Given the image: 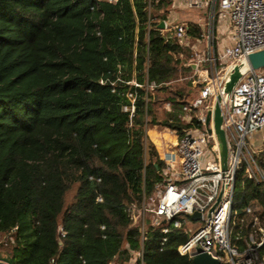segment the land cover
Here are the masks:
<instances>
[{
    "label": "trees",
    "instance_id": "trees-1",
    "mask_svg": "<svg viewBox=\"0 0 264 264\" xmlns=\"http://www.w3.org/2000/svg\"><path fill=\"white\" fill-rule=\"evenodd\" d=\"M170 5L154 3L152 18L165 19ZM147 7V0H0V251L13 264H123L135 255L141 264L142 252L143 264H193L178 251L189 236L174 221L151 223L143 234L128 209L167 183L147 129L181 136L203 127L181 117L192 94L191 50L159 22L149 29ZM202 34L188 26L191 39ZM146 83L156 87L147 91ZM128 91L137 93L132 118ZM164 103L171 111L160 117ZM253 157L264 173V152ZM245 171L244 164L230 223L240 250L252 230L245 209L257 208L264 221V179Z\"/></svg>",
    "mask_w": 264,
    "mask_h": 264
},
{
    "label": "built area",
    "instance_id": "built-area-1",
    "mask_svg": "<svg viewBox=\"0 0 264 264\" xmlns=\"http://www.w3.org/2000/svg\"><path fill=\"white\" fill-rule=\"evenodd\" d=\"M104 1L116 4L120 0ZM160 1L147 0L148 28L153 21L159 22L158 28L163 34L173 32L190 48L191 57L187 64L196 65L193 78L199 92L191 103L184 106L181 117L188 124L197 118L203 127H191L181 136L170 129L163 132L156 130L157 141L153 139L152 142L159 158L165 162L167 183L163 185L153 209H146L145 198L142 207L129 205L131 218L140 220L143 234L148 213L153 216V225L174 221V228L182 231L190 228V224L195 228V223L201 222L189 240L179 246L181 255L192 257L199 247L221 264H264V253L261 252L264 247V221L257 208L249 206L245 209L250 216L252 230L244 250L232 245L230 234L233 192L240 169L245 164V174L250 179L256 182L264 179L263 171H260L250 152V140L264 130V72L253 70L246 74L223 106V127L229 152L226 176L221 170L216 137L208 132L206 125L207 114L214 107L228 69L251 54L264 50V0H167L171 4L169 14L165 19L156 20L151 16L152 6ZM191 11H198L201 17L179 21V13ZM162 22L164 28L160 27ZM192 24L201 27L203 34L200 39L193 40L188 35V26ZM128 84L143 87L136 81H129ZM145 86L147 91L156 87L153 83H146ZM128 98L131 104L125 110L132 118L137 93L128 91ZM167 106L170 107V104ZM166 133L175 135L176 141L165 138ZM224 184L223 199L210 219L208 212ZM195 212L202 214L200 220L189 218ZM169 231L170 228H163L164 234ZM138 258L143 264V252ZM135 264H138L137 260Z\"/></svg>",
    "mask_w": 264,
    "mask_h": 264
},
{
    "label": "water",
    "instance_id": "water-1",
    "mask_svg": "<svg viewBox=\"0 0 264 264\" xmlns=\"http://www.w3.org/2000/svg\"><path fill=\"white\" fill-rule=\"evenodd\" d=\"M161 28H164V23L160 24ZM193 70L196 69L195 64H189ZM264 67V50L257 53L251 54L247 59L242 60L240 63L233 64L227 71L222 88L216 95L214 107L208 112L206 117V125L209 133H214L219 149V158L221 164V170L223 176L227 175L228 163H229V152L227 145L226 132L223 127L224 113L223 106L229 99L234 88L240 82V80L249 72L253 70H259ZM212 124V125H211ZM211 126V127H210ZM225 184L223 185L221 192L208 212V218L211 219L218 205L221 203L224 196ZM192 220H200L202 214L195 212L189 215ZM193 264H221V262L214 258L209 253L203 252L201 248L196 249V253L191 257ZM0 264H13V259L8 256L5 252H0Z\"/></svg>",
    "mask_w": 264,
    "mask_h": 264
},
{
    "label": "rangeland",
    "instance_id": "rangeland-1",
    "mask_svg": "<svg viewBox=\"0 0 264 264\" xmlns=\"http://www.w3.org/2000/svg\"><path fill=\"white\" fill-rule=\"evenodd\" d=\"M187 16V17H186ZM201 17L199 15V12L198 11H191L187 14H182L181 17H179V21H184V20H197V17ZM187 64V63H186ZM189 64H187L188 66ZM261 70L262 72H264V67L259 69ZM194 74H192L193 76ZM192 83H193V86L191 87L192 88V94L190 95V97L188 98V103H191L197 96H198V92H199V89L198 87H196L194 85V80H192ZM169 103H164L160 106V108L157 110V115L160 116V117H165V115H167V113H169L171 111V105L170 107H168ZM148 131L149 130H158V131H166L165 129H161L157 126L155 127H150L149 129H147ZM171 130V129H170ZM151 137L153 136L154 137V134L153 133H150ZM157 136L155 135V137L153 138L154 141H157L156 140ZM165 138H167V136H165ZM250 152H251V155L252 156H258L260 155L261 153L264 152V130H262L261 132L257 133L251 140H250ZM163 188V185H161L159 188H158V191L151 197V198H147L146 199V209L148 210H151L153 209L157 203H158V200H159V193L161 191V189ZM73 195H74V189L70 192V201L72 200L73 198ZM135 215L137 217V212H135ZM153 216L151 213H148L147 215V219L145 221V228L148 227L149 224L152 223V219ZM140 220H138V218H134L133 219V224L134 225H137L139 224ZM201 222H197L195 223V228H192V225L190 224V228H187L186 231H184L185 234H187L188 236H192V234L195 232V230L197 228H199L201 226ZM3 240V238H2ZM134 258L137 259V255L134 256ZM117 263H120V260L119 259H116L115 261H113V264H117ZM123 264H128L127 263H123Z\"/></svg>",
    "mask_w": 264,
    "mask_h": 264
},
{
    "label": "crops",
    "instance_id": "crops-1",
    "mask_svg": "<svg viewBox=\"0 0 264 264\" xmlns=\"http://www.w3.org/2000/svg\"><path fill=\"white\" fill-rule=\"evenodd\" d=\"M184 15V14H187L188 15V12L186 13V12H181V13H179V17H181V15ZM187 17V16H186ZM193 73H194V70H193ZM150 133H153L154 134V137H155V135H156V130L154 131V130H149L148 131V135H149V138H150V140L152 141L153 140V136L151 137V135H150ZM165 135V134H164ZM165 136H167V138L170 140V141H176V137H175V135H169L168 133H166V135ZM136 263V258H133L130 262H128V264H135Z\"/></svg>",
    "mask_w": 264,
    "mask_h": 264
}]
</instances>
